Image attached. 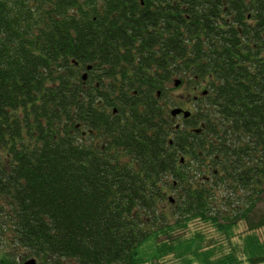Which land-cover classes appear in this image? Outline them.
Returning a JSON list of instances; mask_svg holds the SVG:
<instances>
[{
    "label": "trees",
    "instance_id": "trees-1",
    "mask_svg": "<svg viewBox=\"0 0 264 264\" xmlns=\"http://www.w3.org/2000/svg\"><path fill=\"white\" fill-rule=\"evenodd\" d=\"M177 72L206 90L186 130L160 100ZM229 183L264 195V0H0V245L38 264H138L176 251L153 234L173 223L222 229L211 198ZM243 245L264 261L257 236Z\"/></svg>",
    "mask_w": 264,
    "mask_h": 264
},
{
    "label": "rangeland",
    "instance_id": "rangeland-1",
    "mask_svg": "<svg viewBox=\"0 0 264 264\" xmlns=\"http://www.w3.org/2000/svg\"><path fill=\"white\" fill-rule=\"evenodd\" d=\"M189 77V76H188ZM186 77L185 73H176L164 80V95L160 98L161 104L167 105V110L179 105L185 109L190 110L193 102L190 101L188 93L193 87V80ZM179 80V84L175 82ZM182 80V81H181ZM194 106V105H193ZM190 158V157H189ZM210 170H205L204 174H209ZM202 177L201 172L198 179ZM246 190L242 186H234L233 183L225 186L214 187V194L211 198L212 204L221 210L224 223L222 229L213 220L206 218H191L184 222L173 223L172 230H160L155 232L154 236L160 241H167L174 250L157 258H149L145 260L148 253L146 249L141 250L138 256V264H199L198 258L209 257L211 261L217 260L226 254H235L241 264H264L263 262L252 263L247 259L245 252V245H243L249 236H257L260 242L264 244V195L253 197L249 200L245 197ZM256 196V195H255ZM166 199L163 202L157 203L156 210H165L170 212L171 203L175 200L169 201L167 198L177 197L176 192L168 189L165 195ZM255 199V200H254ZM247 200V201H246ZM249 201V202H248ZM253 202V203H252ZM212 211V210H211ZM213 212V211H212ZM243 213L244 216H243ZM209 215V213H206ZM227 217V218H226ZM226 218V219H225ZM171 222H173L171 220ZM218 223H220L218 221ZM221 224V223H220ZM251 229V230H250ZM4 244L0 245V255L8 252L15 254L16 264H22L24 261L30 259L32 256H25L20 258L17 254L19 249L15 247L10 248L8 241L4 239ZM195 242L198 254L197 257L187 248H177L175 244H191ZM170 252V251H168ZM167 253V252H166ZM183 256V257H181Z\"/></svg>",
    "mask_w": 264,
    "mask_h": 264
},
{
    "label": "flooded vegetation",
    "instance_id": "flooded-vegetation-1",
    "mask_svg": "<svg viewBox=\"0 0 264 264\" xmlns=\"http://www.w3.org/2000/svg\"><path fill=\"white\" fill-rule=\"evenodd\" d=\"M175 19L178 20L177 17ZM226 19H228V18H226ZM176 27L178 28V26H176ZM178 63H179V60H176V68L170 67V69L169 68H166V69H169L168 71H171V70L177 71L176 69L178 68ZM163 66H164V64L162 63V65H161V67H162L161 69L162 70H164V68H165ZM85 79H86V76H85L84 80ZM106 82H108V81H105V79H104V84H106ZM178 84H179V82H178ZM117 85H119V83ZM204 89L205 88L202 89L203 91L202 90H198L197 86H194V87H192V89L190 91L191 96H190L189 93H187V94L190 96L189 98H191V100L193 99L194 101H197V99L200 96H203V95L206 94V90H204ZM158 95H159V92H157L156 97H158ZM96 98L98 99V108H103L105 110V112L107 114H110V115H113V114L117 113V109L115 107L112 108V111L108 110V105L105 104L107 102L105 97H96ZM174 108H181L182 110H188V109H185L184 107L179 106V105H176V106L172 107L171 109H169L170 121H171L172 125L174 126V129L186 130L188 128V119H189L190 115L188 117H186V118L183 116L182 112H180L179 114H176V115H172L171 114V110L174 109ZM188 111L190 112V110H188ZM110 123H111L110 120H103V121H100V126H102V128H104L106 126L105 124H110ZM190 129L191 128H189V130ZM197 130L195 129L194 131L195 132H199V130L198 131ZM98 140L101 141V138L99 137ZM170 143H171V141H170ZM181 160H182V158H181Z\"/></svg>",
    "mask_w": 264,
    "mask_h": 264
},
{
    "label": "water",
    "instance_id": "water-1",
    "mask_svg": "<svg viewBox=\"0 0 264 264\" xmlns=\"http://www.w3.org/2000/svg\"><path fill=\"white\" fill-rule=\"evenodd\" d=\"M86 74H83L82 78L84 79ZM179 80L175 82V85H177ZM182 112L183 116L186 118L190 115V112L188 110H182L181 108H174L171 110L172 115H176ZM197 130V129H196ZM198 131V130H197ZM23 264H38L34 258H30L26 260Z\"/></svg>",
    "mask_w": 264,
    "mask_h": 264
},
{
    "label": "bare ground",
    "instance_id": "bare-ground-1",
    "mask_svg": "<svg viewBox=\"0 0 264 264\" xmlns=\"http://www.w3.org/2000/svg\"><path fill=\"white\" fill-rule=\"evenodd\" d=\"M88 68H90V65H88Z\"/></svg>",
    "mask_w": 264,
    "mask_h": 264
}]
</instances>
